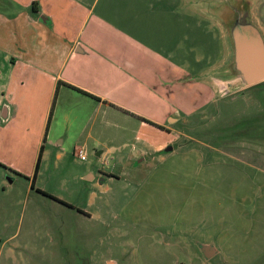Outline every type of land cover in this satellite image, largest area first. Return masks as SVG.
<instances>
[{"label": "rangeland", "instance_id": "374dc122", "mask_svg": "<svg viewBox=\"0 0 264 264\" xmlns=\"http://www.w3.org/2000/svg\"><path fill=\"white\" fill-rule=\"evenodd\" d=\"M194 1L190 5L197 8L200 22L194 53L184 55L181 47L174 56L181 61L195 55L196 61L183 64L191 69L172 80L176 90L168 99L179 120L166 130L168 118L160 116L165 103L151 94L114 95L135 105L146 125H133L136 119L101 105L99 144L93 148L109 151L96 156L90 148L84 163L95 176L100 171L115 176L89 187L86 180L68 174L74 191L67 198L89 215L73 217L69 211L61 236H56L57 223L51 220L52 234L40 242L44 252L30 256L27 264H227L226 257L232 263L240 258L224 255L234 245L221 234H235L242 226L239 221L253 223L263 217L259 210L264 215V80L245 85L232 69L226 21L233 14L247 16L264 38V0ZM183 86H188L184 92ZM146 117L162 121L156 124ZM155 142L170 149L154 151ZM79 171L74 164L73 173ZM90 192L93 203L87 206ZM21 206L15 216L23 213L19 233L28 204L24 211ZM34 227L38 230L37 224ZM245 228L253 230V224ZM203 243L218 253L204 258L199 250Z\"/></svg>", "mask_w": 264, "mask_h": 264}, {"label": "crops", "instance_id": "0c3cea01", "mask_svg": "<svg viewBox=\"0 0 264 264\" xmlns=\"http://www.w3.org/2000/svg\"><path fill=\"white\" fill-rule=\"evenodd\" d=\"M183 1L102 0L96 7L97 0H0V264H27L30 256L43 253L40 242L52 234L51 220L61 236L69 211L73 217L89 215L67 198L74 191L68 174L89 187L115 176L111 171L95 176L84 163L86 152L99 144L101 105L141 126L145 115L114 95L151 94L165 103L160 116L168 118L170 126L162 125L166 130L179 120L168 99L176 90L172 80L191 69L183 64L196 61L195 55L181 61L178 55L181 47L184 55L194 53L199 22L197 8L190 5L195 1ZM152 146L158 152L167 147L163 142ZM74 164L79 173H73ZM89 194L87 206L93 203ZM19 204L23 211L28 204L21 233L23 213L15 217ZM258 214L263 217L253 223L239 221L235 234H221L234 245L224 255L240 256L233 263L226 257L225 263L264 264L263 210ZM250 224L253 230L245 228ZM203 244L213 247L208 259L218 253L212 244Z\"/></svg>", "mask_w": 264, "mask_h": 264}, {"label": "water", "instance_id": "95a60500", "mask_svg": "<svg viewBox=\"0 0 264 264\" xmlns=\"http://www.w3.org/2000/svg\"><path fill=\"white\" fill-rule=\"evenodd\" d=\"M228 24V34L232 46L231 67L242 83L251 85L264 80V38L259 29L245 17L233 14ZM169 150L170 146L164 148ZM204 258H208L213 247L209 244L199 245Z\"/></svg>", "mask_w": 264, "mask_h": 264}, {"label": "built area", "instance_id": "2783aa9c", "mask_svg": "<svg viewBox=\"0 0 264 264\" xmlns=\"http://www.w3.org/2000/svg\"><path fill=\"white\" fill-rule=\"evenodd\" d=\"M76 154H77V156H78L80 159H83V158H84L83 154L81 153V150H77V151H76Z\"/></svg>", "mask_w": 264, "mask_h": 264}, {"label": "trees", "instance_id": "16d2710c", "mask_svg": "<svg viewBox=\"0 0 264 264\" xmlns=\"http://www.w3.org/2000/svg\"><path fill=\"white\" fill-rule=\"evenodd\" d=\"M37 161H38V158H37V160H36L35 169H36V166H37Z\"/></svg>", "mask_w": 264, "mask_h": 264}]
</instances>
